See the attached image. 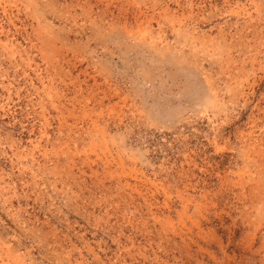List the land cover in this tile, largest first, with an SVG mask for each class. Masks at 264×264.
Returning a JSON list of instances; mask_svg holds the SVG:
<instances>
[{
	"label": "rangeland",
	"instance_id": "1",
	"mask_svg": "<svg viewBox=\"0 0 264 264\" xmlns=\"http://www.w3.org/2000/svg\"><path fill=\"white\" fill-rule=\"evenodd\" d=\"M0 264H264V0H0Z\"/></svg>",
	"mask_w": 264,
	"mask_h": 264
}]
</instances>
